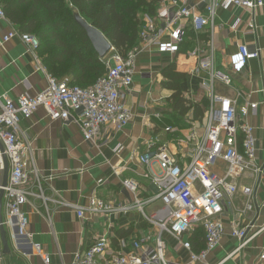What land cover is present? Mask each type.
I'll return each instance as SVG.
<instances>
[{"label": "crops", "instance_id": "1", "mask_svg": "<svg viewBox=\"0 0 264 264\" xmlns=\"http://www.w3.org/2000/svg\"><path fill=\"white\" fill-rule=\"evenodd\" d=\"M155 1L154 13L140 14L141 20L144 14L152 18L155 16L163 0ZM171 1L175 3L171 4ZM207 1L185 0V6L203 15L206 14ZM164 3L171 10L181 5L179 0H164ZM153 19L155 29L164 27L162 20ZM14 27L17 28L9 20L0 19V98L5 94L13 101L23 93L35 95L46 86L45 74L38 69L39 65L43 66L40 58L37 56V62L17 37L1 41V37ZM178 27H183L184 35L174 53L159 52L158 45L143 42L138 35L132 87L125 95V105L132 119L121 130L107 124L98 137L86 141L76 124L50 120L42 108L37 109L29 119L20 121V130L31 144L27 156V170L30 172L27 187L40 197H30L23 206L31 238L15 240L13 231L3 226L9 252H3L0 239V264H43L32 244H39L41 251L55 264H74L76 252L85 250L100 234H107L109 248L98 260L103 263L117 252H130L133 241L145 235L150 238L156 235V226L148 222L143 213L152 214L161 207V203L144 204L142 210L134 203L136 199L145 201L156 193L149 176L158 174L160 168L154 160L143 164L139 158L157 145L166 144L176 162L184 166L190 160L193 145L190 130L194 128L198 138L203 136L210 81L205 71L193 73L197 59L187 53L194 48H199L200 58H211L214 70L230 78L229 84L214 81V94L233 100L236 108L256 104L255 109H248L245 117L238 118L253 128L255 162L260 173L231 179L237 190L222 201L220 219L224 225L223 234L203 263L190 262L189 253L181 242L163 232L165 257L172 264L257 263L264 252V4L253 12L233 5L219 7L212 24L204 26L199 32H194L185 18L174 23L173 29ZM168 33L161 41L170 40ZM239 46H246L251 51L258 49L259 56L247 60L240 71H234L229 56L236 53ZM114 52L111 45L110 51L99 57L105 63ZM171 63H174L177 72L185 76L180 83L183 97L191 104L206 99L203 116L194 118L193 108L184 116L172 110L169 100L172 91L162 85L163 70ZM156 85L157 91L154 90ZM241 139L238 134V142ZM150 141L156 143L149 147ZM224 170L225 164L221 162L216 171L223 174ZM125 180L136 184L135 194L125 188ZM244 186L253 189L250 197L252 210L246 212H242L246 203L241 190ZM92 197L115 208L132 207L101 215L85 210L84 215L78 217L76 210L86 208ZM1 218H6L2 201ZM231 226L245 228L248 234L254 233V236L236 250L240 242L231 235ZM199 230L203 233L200 225L195 226L182 237V241L190 242L195 253L204 247L203 234L198 236Z\"/></svg>", "mask_w": 264, "mask_h": 264}, {"label": "built area", "instance_id": "2", "mask_svg": "<svg viewBox=\"0 0 264 264\" xmlns=\"http://www.w3.org/2000/svg\"><path fill=\"white\" fill-rule=\"evenodd\" d=\"M175 10L168 9L164 0L156 10L153 18L162 20L165 25L155 29L154 19L146 14L142 15L143 26L139 39L143 42L158 45L159 52L174 53L184 35L183 27L173 29V25L180 18L189 20L192 30L199 32L204 26L211 25L216 9L233 5L254 11L262 6V0H208L206 14H198L185 6V0ZM171 1V4H174ZM0 19L6 20L0 7ZM251 26V25H250ZM169 31V41H161ZM19 38L39 62L35 49L37 40L34 36L19 32L12 28L1 37L2 42ZM199 48H194L187 54L197 59L193 73L205 71L208 74V108L204 120V134L198 138L195 129L190 130L193 140L189 162L179 165L166 144L157 145L139 158L143 164L150 160L158 163L160 172L150 174V180L156 193L145 201L135 200L134 206L142 210V205L159 201L161 207L144 218L156 226L157 232L153 238L143 236L132 242V250L127 253L117 252L110 255L103 263L98 262L108 250L110 242L107 234H100L82 251L76 252L74 264H172L165 257L166 242L162 233L166 232L181 242L189 253V260L193 263H203L208 253L219 244L224 225L220 219L222 201L237 190L233 178L244 174L257 176L260 168L256 164V146L253 128L243 118L248 109H255L256 104L244 105L236 108L233 100L214 94L212 83L219 81L229 84L227 74L212 68L211 58H200ZM137 49L133 48L126 55L116 51L110 60L105 62L106 72L91 85L80 87L69 83L68 78L57 80L47 74L45 68L38 69L45 74L46 86L35 95L23 93L13 101L5 94L0 98V191H2V205L6 218L2 225L10 228L13 239L31 238L28 232V219L23 206L32 196L40 197L28 189L29 170H27V156L30 152V142L21 132L19 123L29 119L39 108H42L50 120H61L78 126L84 140L92 141L98 137L103 126L110 124L115 130H121L132 119V114L125 105V95L131 90L134 74V59ZM259 50H249L246 46H239L236 53L229 56V63L234 71H240L247 60L257 58ZM40 64V63H39ZM239 117V118H238ZM238 134L242 139L238 142ZM156 142L150 141L149 147ZM240 147V149H239ZM4 159L7 163V177L3 185ZM225 164L223 174L216 171L220 163ZM125 188L131 193L137 192L134 182L125 180ZM246 203L242 212L251 211L250 197L253 189L242 187ZM132 206L122 208L112 207L97 198H90L86 208L76 210L77 216L82 217L85 210L93 215L107 214L114 211L126 210ZM201 226L204 232V247L198 253L191 250L188 240L182 241L185 234L191 232L195 226ZM231 235L239 240L236 250L246 245L254 236L248 234L247 229H237L231 226ZM152 241V242H151ZM151 243V244H150ZM36 255L43 264H55L41 251L39 244H32ZM1 255V253H0ZM256 264H264V252L261 253Z\"/></svg>", "mask_w": 264, "mask_h": 264}, {"label": "trees", "instance_id": "3", "mask_svg": "<svg viewBox=\"0 0 264 264\" xmlns=\"http://www.w3.org/2000/svg\"><path fill=\"white\" fill-rule=\"evenodd\" d=\"M156 3L155 0H0V7L19 32L36 38L35 52L51 76L57 80L68 78L70 84L84 88L101 77L106 66L85 31L75 22L74 14L99 30L116 52L125 55L138 43L142 28L139 15L153 14ZM162 75V85L172 91L169 99L172 110L184 116L193 108L194 118L203 116L206 99L191 104L183 97L180 83L185 76L175 70L174 63ZM198 232L204 239V232Z\"/></svg>", "mask_w": 264, "mask_h": 264}, {"label": "water", "instance_id": "4", "mask_svg": "<svg viewBox=\"0 0 264 264\" xmlns=\"http://www.w3.org/2000/svg\"><path fill=\"white\" fill-rule=\"evenodd\" d=\"M75 22L85 31L89 41L91 42L94 50L100 57H104L111 49L110 42L104 37V35L97 30L95 27L90 25L86 20H84L79 14H74ZM7 177V163L4 159V174H3V185H5ZM1 197L2 191H0V239L3 247V252H9L7 246V236L2 225L1 218Z\"/></svg>", "mask_w": 264, "mask_h": 264}, {"label": "rangeland", "instance_id": "5", "mask_svg": "<svg viewBox=\"0 0 264 264\" xmlns=\"http://www.w3.org/2000/svg\"><path fill=\"white\" fill-rule=\"evenodd\" d=\"M157 87H158V85H156V86L154 87V90H156V91H157Z\"/></svg>", "mask_w": 264, "mask_h": 264}]
</instances>
